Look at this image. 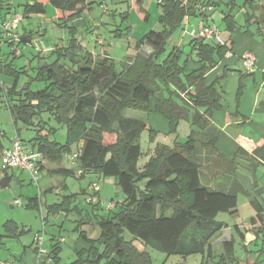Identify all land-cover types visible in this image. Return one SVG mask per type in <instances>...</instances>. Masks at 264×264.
I'll list each match as a JSON object with an SVG mask.
<instances>
[{"label": "trees", "instance_id": "obj_1", "mask_svg": "<svg viewBox=\"0 0 264 264\" xmlns=\"http://www.w3.org/2000/svg\"><path fill=\"white\" fill-rule=\"evenodd\" d=\"M143 1L135 0L134 6L142 18L148 20L150 15ZM258 1L243 0L246 22L256 17ZM197 2L214 7L219 4L214 0H163L159 3L162 30L145 34L135 45L138 50L135 57L122 61V70H118L114 58L96 56L82 46H75V38L71 39L70 47L56 48L55 60L39 66L37 75L21 87L20 74L27 70H17L12 62L0 61V76L6 74L14 78L10 88L0 85V109L4 97L16 135L23 144L19 122L31 126L38 120L35 124L40 127L38 134L28 142L30 148L43 153L45 162L60 164L64 158L70 160L68 155L78 152L74 162L83 170L79 177L90 172L115 177L125 195L118 208L108 213H102L99 204H90L91 209L71 207L76 194L65 195L61 203L48 206V214L69 212L74 208L78 215L75 229L78 238L90 243L89 249L75 247L77 259L64 264H151V256L140 247V242L156 245L167 255L202 254V264H208L207 258L213 257L211 240L226 226L217 216L222 212L237 214L238 194L250 195L237 178L231 180L228 188L213 187L204 180L205 175L210 174L205 171L216 163L215 155L219 154L215 146L219 131L210 118L223 107V95L217 87L221 77L207 85L205 75L230 51L226 40L222 37L225 45H211L194 39L191 51L201 67L189 72L185 69L184 50L173 46L168 51L172 37L183 27L186 17L196 13ZM93 3L90 0H24L21 5L25 17L46 15L48 8L53 7L56 24L67 27L82 21L83 14L90 11ZM234 4L235 0L228 3ZM16 7L13 0H0V14L5 11L2 21L10 17ZM224 20L227 28L235 31V17L227 13ZM119 31L116 29V35L122 37L124 33ZM32 39L30 31L21 34L22 43ZM143 46L151 47L152 52L143 55L140 53ZM249 74L252 73L241 76L238 101L243 94L244 78ZM35 81L44 86L34 90ZM126 109L155 111L169 121L170 134L178 131L181 120H187L194 128L184 142L176 140L173 146L157 144L149 161L139 169L137 162L143 152L139 137L148 123L126 117ZM44 111L66 127L65 143L52 138L55 127L46 128L42 124H47L42 118ZM236 115L230 113L227 119ZM149 129L151 138L156 136L157 131ZM4 134L1 132L0 136ZM4 149L0 141V157ZM254 153L264 160V145L257 147ZM44 166L45 163L41 171ZM0 172L4 174L0 181L2 187H8L13 178L10 170L1 168ZM51 173L76 175L73 168H55ZM250 202L257 212L252 222L264 221V209L257 196H251ZM41 203L38 193L29 198L26 207L41 211ZM85 223L98 226V239L88 238L82 230ZM3 228L0 246L4 238L21 237L26 233L13 219L7 220ZM225 249L228 254L221 256L220 263L232 264L236 260L233 241L226 242ZM61 251L60 242L54 243L49 254L51 260L45 264H61Z\"/></svg>", "mask_w": 264, "mask_h": 264}, {"label": "rangeland", "instance_id": "obj_2", "mask_svg": "<svg viewBox=\"0 0 264 264\" xmlns=\"http://www.w3.org/2000/svg\"><path fill=\"white\" fill-rule=\"evenodd\" d=\"M135 0H95L92 4V8L89 12H86L82 16V21L80 23H70L67 27H60L56 24L55 10L53 7H49L46 15H32L31 17H25L23 14V4L24 0H13L15 4L16 11L24 16L23 20L19 23L17 29L20 34H23L25 30L32 32L33 39L31 42L22 43L20 46L21 55L13 56L10 51V47L7 43L3 42L2 37L0 38V61L6 63H11L17 70H27L20 74L19 87L24 83L31 80L32 77L37 75V68L44 63H51L55 60L57 55L54 50L56 48L70 47L71 39L75 38V46H82L84 49L89 50L94 55L99 56L104 54L106 49H115V53H112L113 58L117 63L118 70H122L123 64L121 61L125 58H134L138 50L136 49V43L144 37L145 34L152 30H162L163 25L159 22L160 15L162 14V5L158 3V0H144L143 6L149 13L150 17L148 20H144L140 13L135 9ZM241 0L239 1V3ZM222 5V4H220ZM221 9L226 10V4L221 6ZM128 13V14H127ZM214 16L220 15V10L216 9L213 12ZM127 15V17H126ZM5 16V11L0 14V22H2ZM216 18V17H215ZM73 27V33L72 28ZM196 23L188 24L187 17L183 22V27L178 29L168 47V51L173 47L174 41L177 40L180 31H186L187 36L184 42L189 41L192 36L190 31L196 28ZM130 28V30H128ZM116 29H120V33H124L122 37L116 35ZM98 38H102L103 41L98 43ZM209 41V40H208ZM122 53V54H121ZM142 54L147 56L150 54V49L146 46L142 49ZM117 57V58H116ZM125 59V60H126ZM3 85L6 89L10 88L14 82L12 76L3 74L1 76ZM44 83L35 81L33 84V89L38 90L43 87ZM2 108L0 109V130L5 133L4 136H0V141L6 146L10 143V140L16 136V128L13 124L10 112L6 106L5 98ZM126 117L135 118H145L147 114L134 109H126L124 111ZM42 118L47 124L42 123L46 128L55 127L57 130L52 135V138L61 142H66V127L58 124L49 112L44 111L42 113ZM35 124L38 120H34ZM26 126L22 122H19L18 127L22 139L30 141L38 134L40 129L37 125ZM191 124L187 120H181L178 125V131L175 134L165 133L163 131L157 132L156 136L151 138L149 127L145 129L139 137V142L142 146V154L137 162L139 169H142L144 165L149 161L150 157L154 154L157 144H168L173 146L174 140L179 142H184L189 134L191 133ZM45 132V131H43ZM75 150L76 148L73 147ZM70 168L77 170V165L71 163H64ZM2 168V161L0 157V169ZM209 171H205L207 173ZM22 176L23 174H18ZM30 177V176H29ZM25 183L21 186L17 180H13L11 187L6 189H1L0 192L5 191L0 194V234L4 233L3 223L7 220L14 219L18 220L25 229L28 230L20 239L6 238L4 246L0 247V259L5 260L9 254L16 255L19 257L23 253L24 246L30 245L32 238L36 232L40 235H46V241H48L49 233L59 232L64 238L61 241V264L70 263L77 259L75 254V241L78 239L79 235L75 231L78 223L76 222L78 215L74 208L69 211H62L55 214H47V209L49 205L54 203H61L64 200L65 195L76 194L77 198L72 203L71 207L79 206L82 209H91L90 204L86 202L87 196L91 193V183L99 182L101 186L100 196L103 201H115L119 206L125 195L122 192L120 186L117 184L116 178L111 176H101L97 173L90 172L83 177L59 176L56 180L61 183V187H55L52 189H40V187L33 183L31 178H28L24 174ZM30 179L32 183L30 182ZM209 175L206 174L204 180L210 184L208 181ZM224 183V182H221ZM219 183V184H221ZM68 185L69 189L62 187L63 185ZM42 185V183H41ZM211 185V184H210ZM87 189V194H83L81 189ZM89 190V191H88ZM40 193V198L44 204L41 211L35 208H27L25 205L31 196H35ZM16 197V199H21L23 206L14 205L11 206L8 201L10 198ZM118 206L115 208L117 209ZM102 213H108V211L103 210ZM68 214V215H67ZM255 214L253 208L247 200V194L241 192L239 194V212L238 214H230L227 212H222L217 216V220L224 221L229 224L230 229L234 235V254L239 260H246L247 249L254 256L250 259L251 263L255 262L257 258H260V264H264V232L261 233L259 237H256V233L253 231H247V239L245 242L237 235L235 226L238 224L248 223L250 224V218ZM86 232L89 236H92L97 231H99L98 226H93L92 224L85 223ZM228 232V231H227ZM218 233L216 234L211 242L218 254L220 251L221 237L223 235L226 237L228 233ZM130 235H128L129 237ZM20 240V241H19ZM142 249H145L151 256V264H202L203 255L194 254L190 256L181 255H167L160 248L153 244H143L139 243ZM19 249V251H18ZM19 254V255H18ZM260 254V256H259ZM213 258V257H212ZM244 258V259H243ZM208 259V258H207ZM221 256H216L213 261L221 264ZM32 261L30 264H32ZM246 262V261H245ZM11 264H23L19 259L14 260Z\"/></svg>", "mask_w": 264, "mask_h": 264}, {"label": "crops", "instance_id": "obj_3", "mask_svg": "<svg viewBox=\"0 0 264 264\" xmlns=\"http://www.w3.org/2000/svg\"><path fill=\"white\" fill-rule=\"evenodd\" d=\"M214 1L219 2V4L212 10H208L207 13L208 15H210L208 23L212 24L213 26L219 29L222 37L226 40L232 55L227 56L225 54L224 58L220 60L218 64L205 75V81L207 85L217 82V79L221 77L220 81L217 82V87L223 95L222 109L214 112V114L210 118V121L213 123L214 126L218 128L219 131L215 145L219 154L215 155V159L217 160L216 163L212 164L209 167V170H207L210 172L208 181L213 187L226 186V188H228L231 183V180L233 178H237L243 184L245 189L250 193V195H247V200L249 201V204L253 208L255 214L250 218L249 225L248 223L243 221L244 223L235 226L237 235L245 242V240L247 239V231H253L254 233H256V237H259L261 233L264 232V221L253 223L251 220L253 217L256 216L257 212L250 202V197L256 195L261 207H263L264 209V160L261 158L262 156H258L254 153V150L257 147H261L264 145V0L258 1L256 17L253 18L252 21L249 23L246 22V18L243 14V0H241L240 3V0H235V4L233 6L228 5L230 0ZM220 4H226V10L221 9L222 5ZM216 9L220 10V15L214 16L213 12ZM227 13H231V15H233L236 20V29L233 32L227 28V23L224 20V17ZM8 15L6 17H8ZM201 19L202 15L198 10H196L195 14L187 16L189 25L191 23H196V25H198ZM80 22L81 21H77V23ZM25 31L28 30L26 29ZM186 36V31H180V34L178 35L177 40L174 41L173 46L181 47L184 50V60L186 59L185 69L189 72L199 69L201 65L196 62L195 56L194 54H192L191 51V44L194 41V38L192 37L189 41L184 42ZM102 41V38H98V43ZM203 41L211 45L217 44L214 38H208ZM146 47L150 49L151 53L152 48L149 46ZM142 49L140 50V53H142ZM104 51L105 52L103 56L113 58L112 53H115V49L113 50L109 48ZM246 51H252L256 55L257 63L255 71L252 74L245 76L243 94L241 96L240 101H238L237 93L240 84V79L241 76L245 75L242 65V55ZM122 57L123 56H121L120 58L121 61L125 62L127 59L125 58L126 60H122ZM230 113L233 115L234 113H237V115L233 116L232 119L228 120L227 115ZM146 114L147 117H145L144 119H137L146 121L148 123V127H151L157 132H170L169 121L166 118H164L160 114H157L153 110ZM193 128L194 127L191 126V129ZM1 132L2 131L0 130V133ZM11 140L8 145H4V148L11 147ZM174 141H176V139ZM24 143L27 147L31 146L28 141H25ZM65 162L72 163L73 161L64 158V160L60 164L45 162V166L41 171L40 175V189L44 188V191H46L47 189L61 187L63 182L59 183L56 180V178H58L59 176L52 175L51 170L55 168H70V166L64 164ZM73 164L77 165V170H75V176L77 177L79 175V166L75 162H73ZM10 173L13 178L8 187H11V183L14 179L17 180V182L21 186H24V174H26L28 178H31L29 177L30 175L27 172L13 170L10 171ZM20 173H22L23 175L19 176L18 174ZM3 176L4 174L0 172V181ZM61 177H65L66 179V177L68 176ZM30 182L32 183L31 179ZM8 187H2L0 182L1 189H6ZM62 187L69 189L68 185L66 184ZM81 191L83 194H87V189L82 188ZM4 192L5 191H2L0 192V194H3ZM16 200V197H12L8 199L9 202L7 203H9L11 206H14L17 205L15 204ZM43 206L44 204L41 203V210L43 209ZM14 221H16L21 228L28 232V230L25 229L24 225L18 222V220ZM82 230L86 232L85 226L82 227ZM225 232H227L228 235H226V237L223 235V237L220 238L221 241H219L221 251L220 254L216 252L214 245L211 242L213 258L207 259L208 264L216 263V260L213 261L216 256H226L228 254L225 249L226 242L233 241L234 243L236 241L229 224H226V226L222 228V230L218 233L225 234ZM38 234V232L34 234L30 245L24 246L25 248L23 250V253L21 255L18 254L19 257L13 254H9L7 258H5V260H8L10 264L17 259H19L23 264H30L32 261H34L32 264L48 263L49 254L52 251L53 244L58 241L61 243L60 240L63 237L61 235L58 236V234H60V231L49 233L48 241H46L45 235L43 241V248L45 249V252L40 253L36 242V235ZM87 235L89 239L96 240L100 235V230L92 236H89L88 233ZM55 236L56 238H54ZM20 238L21 237H16V239ZM4 240H6V238L3 239V243L0 246L1 248L5 244ZM75 247L80 250L89 249L90 243L81 238H78L75 241ZM247 252L248 254L245 260L246 262L244 260H238L234 255V259L236 260L232 264H260V258H257L255 262L251 263L250 259L254 255L250 251H248V249Z\"/></svg>", "mask_w": 264, "mask_h": 264}, {"label": "built area", "instance_id": "obj_4", "mask_svg": "<svg viewBox=\"0 0 264 264\" xmlns=\"http://www.w3.org/2000/svg\"><path fill=\"white\" fill-rule=\"evenodd\" d=\"M163 0H159L162 3ZM194 8L198 10L202 19L198 23L197 27L190 31L191 36L196 40H205L208 38H214L218 44L225 45V41L219 29L212 24L208 23L210 15H208V10H212L214 6L197 2ZM24 16L19 14L14 9L12 10V15L0 22V30L3 42L7 43L10 47L11 54L13 56L21 55V34L19 33L17 27L19 23L23 20ZM227 56H231L232 53L228 51ZM257 57L252 51H246L242 55V65L243 71L245 73H253L256 69ZM0 85L3 87V81L0 76ZM12 145L9 148L3 150L1 161L2 168L10 171L18 170L22 172H27L33 183L39 186L41 167L45 163V158L43 153L40 151L27 147L23 144L21 139L16 135L12 140ZM78 157V152H74L68 155L71 161H76ZM83 170L79 169L78 174L81 175ZM101 186L100 183L95 181L91 183V193L87 196L86 202L88 204H99L103 210L108 212L116 208L117 203L115 201H103L100 197ZM15 204L22 205V201L17 199ZM44 235H36V242L40 253L45 252L43 248ZM64 241V238H61ZM50 258L48 262H50ZM0 264H10L8 260H0Z\"/></svg>", "mask_w": 264, "mask_h": 264}]
</instances>
